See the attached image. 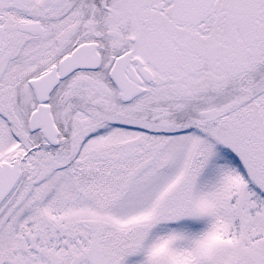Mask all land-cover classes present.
Segmentation results:
<instances>
[{"label": "snow or ice", "instance_id": "6c2138e0", "mask_svg": "<svg viewBox=\"0 0 264 264\" xmlns=\"http://www.w3.org/2000/svg\"><path fill=\"white\" fill-rule=\"evenodd\" d=\"M0 264H264V0H0Z\"/></svg>", "mask_w": 264, "mask_h": 264}]
</instances>
